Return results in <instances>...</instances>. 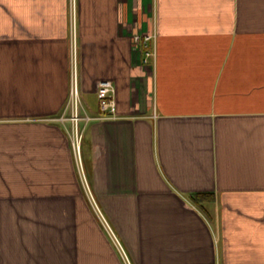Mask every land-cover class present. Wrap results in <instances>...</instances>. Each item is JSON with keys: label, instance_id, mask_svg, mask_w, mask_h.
I'll list each match as a JSON object with an SVG mask.
<instances>
[{"label": "crops", "instance_id": "0c3cea01", "mask_svg": "<svg viewBox=\"0 0 264 264\" xmlns=\"http://www.w3.org/2000/svg\"><path fill=\"white\" fill-rule=\"evenodd\" d=\"M0 264H264V0H0Z\"/></svg>", "mask_w": 264, "mask_h": 264}, {"label": "built area", "instance_id": "2783aa9c", "mask_svg": "<svg viewBox=\"0 0 264 264\" xmlns=\"http://www.w3.org/2000/svg\"><path fill=\"white\" fill-rule=\"evenodd\" d=\"M151 36H147L144 38L143 46L145 48V57L148 59L149 57L155 58V48H152L150 45ZM115 86L111 80H103L99 83V87L97 90L99 109L103 114L104 118L112 117L116 112L117 102L115 97ZM68 105L71 108V119L73 121V146L74 150L78 157H80V140L82 137L81 127L79 121L82 120H90L91 116L85 115L81 116L79 113V90L77 87V81L74 77L70 99Z\"/></svg>", "mask_w": 264, "mask_h": 264}, {"label": "trees", "instance_id": "16d2710c", "mask_svg": "<svg viewBox=\"0 0 264 264\" xmlns=\"http://www.w3.org/2000/svg\"><path fill=\"white\" fill-rule=\"evenodd\" d=\"M209 196H210V193H204V192L191 194V198L193 200H195V201H200V200H203V199H207V198H209Z\"/></svg>", "mask_w": 264, "mask_h": 264}, {"label": "rangeland", "instance_id": "374dc122", "mask_svg": "<svg viewBox=\"0 0 264 264\" xmlns=\"http://www.w3.org/2000/svg\"><path fill=\"white\" fill-rule=\"evenodd\" d=\"M81 132H82V129H81Z\"/></svg>", "mask_w": 264, "mask_h": 264}]
</instances>
